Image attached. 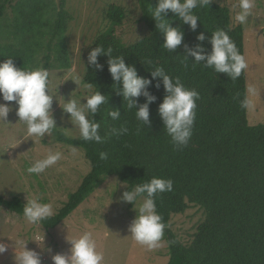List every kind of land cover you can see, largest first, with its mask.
Returning <instances> with one entry per match:
<instances>
[{"label": "trees", "instance_id": "1", "mask_svg": "<svg viewBox=\"0 0 264 264\" xmlns=\"http://www.w3.org/2000/svg\"><path fill=\"white\" fill-rule=\"evenodd\" d=\"M66 3L0 0V61L13 57L16 66L26 70L45 67L49 73L60 75L69 71L72 58L67 34L72 15ZM157 4L158 0H137L147 33L130 44H124L115 30L126 19L127 8L117 3H107L103 8L101 27L86 50L88 70L82 73V83H92L93 90L108 95V103L95 115L100 134L108 139L96 143L63 131L52 132L55 142L83 152L89 171L54 215L40 224L45 229L59 225L108 177L123 183L124 191L152 177H162L173 181L172 192L156 197V210L167 225L163 238L167 264H264V75L263 122L252 125L247 109L241 107L247 93L245 72L231 80L224 73L194 64L191 56L185 60L183 44L176 52L166 50L164 36L151 16ZM194 11L200 18L195 32L170 11L166 13L172 26L179 25L183 30L184 43L194 46L198 33L210 37L211 32L224 29L244 55V29L242 25L232 27L228 6L210 0L209 6ZM202 43L211 51L207 39ZM96 45L110 48L112 57L125 56V62L135 65L141 76L150 77L151 68L162 66L170 76H179L187 88L199 92L187 146L178 150L163 128L158 113L166 95L162 84L159 89H149L157 99L149 106L151 125H143L135 116L136 110L128 109L127 101L117 91L122 84L113 81L108 71L109 57H98L103 70L88 65V52ZM144 101L139 97L140 103ZM111 107L121 112L119 120L107 115ZM121 125L127 127L126 134L109 135L113 127ZM100 152L107 153V159H100ZM24 205L18 196L3 199L0 195V206L9 211L23 215ZM193 206L202 215L193 224L189 238L182 239L172 230L171 219Z\"/></svg>", "mask_w": 264, "mask_h": 264}, {"label": "clouds", "instance_id": "2", "mask_svg": "<svg viewBox=\"0 0 264 264\" xmlns=\"http://www.w3.org/2000/svg\"><path fill=\"white\" fill-rule=\"evenodd\" d=\"M209 4L210 0H158L157 6L151 11V16L156 22V29H159L164 36L163 47L166 50L176 52L177 48L183 44L185 60H189L191 56L194 64H203L206 68L214 69L216 73H224L231 80H236L248 70L249 63L238 50L228 31L217 29L211 32L210 37L200 32L196 36L198 43L189 46L184 43L185 34L181 27L172 26L166 18V13L170 11L181 24H187L195 32L197 21H200V18L194 10L205 5L209 6ZM256 8L257 0H233L230 5L232 27L248 24L250 18L256 15ZM206 39L211 44V51H207L202 43ZM78 51L80 53V48ZM111 52L110 48L105 50L102 46L96 45L88 52V65L94 66L96 70H103L104 65L99 62L98 57L102 54L109 57L108 71L113 81L122 84V88L116 89L124 101H127L128 109L136 110L135 116L143 125H151L149 106L157 99L149 89L153 86L159 89L162 84L166 95L158 106V113L171 142L178 150H182L192 136L196 119V102L200 98L199 92L187 88L179 76H170L162 66L151 68L150 77L141 76L135 65L125 62V56L112 57ZM83 64L87 72L88 68L84 62ZM72 80L78 86L79 78ZM49 85L50 73L45 67L26 70L17 67L13 57L0 61V97L5 102L15 101V114L18 121L26 125L27 138L33 141L35 138H44L58 128L69 130L66 134H71L70 130L74 128L78 130L79 137L84 141L104 143L108 139V136L100 134L101 125L95 119L100 106L108 103V95L100 90H93L92 83H86L83 85L80 98H73L71 95L69 99H64L62 104L57 100L63 113L67 114L72 127L57 126L52 112L55 95L51 93ZM246 90L247 93L241 101V107L252 110L255 107L253 97H256L259 92L257 87L251 83L246 86ZM141 96L145 98L143 103L139 102ZM82 98L86 102L82 103ZM11 111H13V105L0 103V122L9 124L8 116ZM107 115L115 121L120 119L121 112L111 107ZM127 132V127L121 125L120 128L113 127L109 135H123ZM75 151L73 148L74 154ZM62 155L63 153L59 150H49L43 159L32 163L27 168V172L30 174L43 173L49 167L56 165L62 159ZM99 157L105 160L107 153L100 152ZM172 191L173 181L171 179L152 177L150 181L136 184L131 189L127 187V190L118 198L120 201L133 204L136 215L128 225V231L136 243L145 246L150 251L162 247L167 227L156 210V197L158 194ZM54 212L53 205L50 202H42L39 195L31 199L27 198V203L23 207V216L32 224H40L52 217ZM66 240L70 243V249L67 253L52 255L51 259L54 264H103L104 254L97 250L92 232L85 231L76 238H70L67 234ZM25 244L22 245L20 251L15 249V264H42L40 254L35 250L27 249ZM7 250L8 245L0 242V254Z\"/></svg>", "mask_w": 264, "mask_h": 264}, {"label": "rangeland", "instance_id": "3", "mask_svg": "<svg viewBox=\"0 0 264 264\" xmlns=\"http://www.w3.org/2000/svg\"><path fill=\"white\" fill-rule=\"evenodd\" d=\"M214 1L229 8L233 2ZM107 3H117L128 10L126 19L115 28L124 44L133 43L147 33V28L140 20L137 0H67L66 8L72 15L67 34L72 67L62 75L50 72V90L56 96L53 98L52 112L57 126L72 127L58 101L62 104L71 95L73 98L81 97L86 50L101 27V13ZM255 12L256 15L250 18L249 23L242 25L244 56L249 63L245 72L246 86L254 84L259 92L253 97L254 109L247 110V119L252 125L263 122L264 0H257ZM77 78L78 86L72 80ZM81 102L86 101L82 98ZM0 103L13 105V111L8 116L10 123L0 122V195L3 199L18 196L25 204L27 198L39 195L42 202H50L56 212L67 199L68 193L76 189L89 171L83 152L74 146L55 142L52 133L44 138H35L34 141L27 138L26 125L18 121L15 114V101L5 102L0 97ZM53 131L66 133L69 130L58 128ZM70 132L71 134H67L70 137L79 136L78 130L74 128ZM73 148L76 150L75 154ZM49 150L61 151L62 159L43 173H28L27 168L36 160L43 159ZM124 188L123 183L114 177H108L59 225L50 229H45L41 224L29 223L23 215L0 206V242L8 245V250L0 254V264H15V249L20 251L25 243L27 249L40 254L42 264H54L52 255L67 253L70 249L67 234L70 238H76L85 231L92 232L97 250L104 254L103 264H167L164 239L162 247L150 251L131 237L128 225L135 218L136 211L133 204L118 199ZM201 212L193 206L184 214L172 216V230L182 239H188L193 224L202 215Z\"/></svg>", "mask_w": 264, "mask_h": 264}]
</instances>
